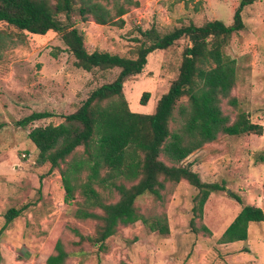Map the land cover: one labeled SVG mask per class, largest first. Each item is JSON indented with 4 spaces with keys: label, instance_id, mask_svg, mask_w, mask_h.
I'll list each match as a JSON object with an SVG mask.
<instances>
[{
    "label": "rangeland",
    "instance_id": "374dc122",
    "mask_svg": "<svg viewBox=\"0 0 264 264\" xmlns=\"http://www.w3.org/2000/svg\"><path fill=\"white\" fill-rule=\"evenodd\" d=\"M135 1L138 3L129 6L122 16L123 27L101 25L92 18L75 20L89 51L105 50L134 58L139 44L136 38L141 37L139 28L157 27L164 33L189 22L203 25L220 19L230 24L241 0ZM242 15L245 28L235 33L224 49L236 59L237 82L231 91L236 103L226 98L221 107L231 122L245 111L252 122L264 128V0L246 6ZM186 45L187 40H180L169 50L154 51L143 71L125 82L124 95L131 110L154 112L158 100L178 76ZM118 73V68L88 72L75 66V57L59 32L32 34L0 23V230L5 226L9 208L28 206L2 230L0 264H45L47 257L55 253L47 241L56 238L69 252L65 264H264V242H259L256 250L253 247L254 251L248 250L246 242H219L240 207L233 194H238L244 203L256 201L264 208V131L262 135L220 134L215 142L184 161L192 164L203 181L225 186L209 196L203 217L196 219L197 232L192 230L190 221L198 190L186 180L168 182L163 199L147 193L135 202L137 210L150 220L166 214L169 234L162 235L138 221L119 226L116 234L100 246L81 239L63 225L68 222L85 237L93 236L97 220L79 218L77 211L86 209L101 214L102 210L86 201L80 185H76L73 199L66 201L60 168L49 172L50 163L38 162L39 150L28 133L36 126L61 123L65 114L80 107L90 91L112 82ZM145 91L151 95L148 103L142 104ZM182 102L187 103V99ZM34 111L54 115L27 126L19 125V120ZM179 124L177 117L170 126L175 129ZM77 152L80 154L83 149L79 147ZM161 158L168 163L166 157ZM85 177L86 172L78 179L79 184ZM119 182L129 186L137 181L122 178ZM96 188L104 203L116 202L120 197L112 187ZM260 239L264 240V222H253L250 240Z\"/></svg>",
    "mask_w": 264,
    "mask_h": 264
},
{
    "label": "trees",
    "instance_id": "16d2710c",
    "mask_svg": "<svg viewBox=\"0 0 264 264\" xmlns=\"http://www.w3.org/2000/svg\"><path fill=\"white\" fill-rule=\"evenodd\" d=\"M53 1V2H52ZM0 0V23L4 22L20 31L45 35L53 30L61 33L67 49L75 57V66L88 72L118 68L117 77L90 91L80 107L68 114L59 124L36 126L28 133L39 150L38 162L50 163V171L60 168L66 190L65 199L74 197L76 185L82 187L86 201L101 208L97 214L79 209V218L97 220L95 234L85 237L77 227L65 222L81 239L104 246L106 240L116 234L119 226L142 221L162 235L170 233L166 214L153 220L141 214L135 205L138 197L147 193L163 199L168 182L188 181L197 188L192 208L190 226L194 232L196 219L202 218L209 196L225 186L218 182H205L184 161L206 144L215 142L220 134L241 136L262 135L264 128L254 123L241 111L231 122L222 110L223 99L235 104L231 91L237 82L236 59L225 53L232 36L245 28L243 11L257 0H241L233 21L226 24L220 19L203 25L194 22L160 32L157 27L141 29V37L135 48L136 57H126L109 51H89L84 34L76 21L92 18L101 25H124L122 18L135 0ZM113 3V6H112ZM112 7L109 8L108 6ZM118 17L115 21L114 18ZM76 18V19H74ZM180 40H187L182 51L178 76L162 94L152 113L131 110L124 95L125 82L140 74L148 63V57L157 50H169ZM151 92L145 91L141 103L147 104ZM186 98L187 103L182 102ZM177 114V115H176ZM47 111H34L18 121L19 125L53 116ZM180 117V124L172 129L170 124ZM83 149L78 153V148ZM167 158L168 163L161 157ZM62 165H65V167ZM86 172L79 184L78 179ZM137 181L127 186L120 179ZM112 187L120 197L116 202L104 203L96 187ZM242 205L234 220L228 225L219 242L246 241L251 222H264V210L256 204H245L238 194H233ZM27 204L11 207L5 214L6 223L0 230L20 217ZM202 229L210 232L207 226ZM55 253L45 264H65L69 257L60 238L47 241Z\"/></svg>",
    "mask_w": 264,
    "mask_h": 264
},
{
    "label": "crops",
    "instance_id": "0c3cea01",
    "mask_svg": "<svg viewBox=\"0 0 264 264\" xmlns=\"http://www.w3.org/2000/svg\"><path fill=\"white\" fill-rule=\"evenodd\" d=\"M245 204H256V205H258V206H260V207H262L263 208V206H261V204L260 203H256V201H253V202H246ZM241 207H242V205L240 204V207H239V209H238V212H237V214L239 213V211L241 210ZM263 210H264V208H263ZM236 217V216H235ZM252 223L253 222H251L250 223V225H249V238L246 240V241H240V243H248L247 245H248V250L249 251H254V248H255V250L256 249H258V246L257 245H260V244H258L259 242H261V243H263L264 242V240H262V239H260V240H254V241H251L250 240V231H251V226H252ZM225 231V230H224ZM223 231V232H224ZM223 232H222V234H223ZM221 237V236H220ZM251 241V242H250ZM252 242H255V244L253 245L252 244ZM240 243H238L237 241H235V242H229V243H222V244H224V245H236V244H240ZM254 247V248H253ZM260 257H261V255H260Z\"/></svg>",
    "mask_w": 264,
    "mask_h": 264
},
{
    "label": "built area",
    "instance_id": "2783aa9c",
    "mask_svg": "<svg viewBox=\"0 0 264 264\" xmlns=\"http://www.w3.org/2000/svg\"><path fill=\"white\" fill-rule=\"evenodd\" d=\"M25 156V155H24Z\"/></svg>",
    "mask_w": 264,
    "mask_h": 264
}]
</instances>
